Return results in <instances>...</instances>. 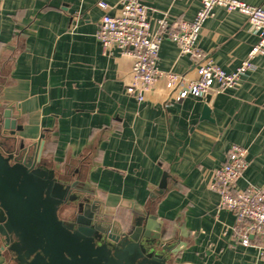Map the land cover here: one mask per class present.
<instances>
[{
    "label": "crops",
    "instance_id": "1",
    "mask_svg": "<svg viewBox=\"0 0 264 264\" xmlns=\"http://www.w3.org/2000/svg\"><path fill=\"white\" fill-rule=\"evenodd\" d=\"M100 1L121 15L124 0H0V104L19 117L24 144L76 184L100 223L130 227L156 217L164 241L180 249L175 264H264L257 249L236 240L235 217L219 209L211 189L234 144L247 149L248 162L237 188L264 185V55L235 89L178 101L160 78L140 102L127 91L132 58L104 52L96 37ZM240 1L264 9V0ZM144 3L153 32L159 20L171 30L201 7L200 0ZM257 39L246 15L217 7L198 47L233 72ZM158 67L197 78L165 34ZM0 264H16L1 235Z\"/></svg>",
    "mask_w": 264,
    "mask_h": 264
},
{
    "label": "water",
    "instance_id": "2",
    "mask_svg": "<svg viewBox=\"0 0 264 264\" xmlns=\"http://www.w3.org/2000/svg\"><path fill=\"white\" fill-rule=\"evenodd\" d=\"M18 120L0 104V235L16 264H175L180 249L167 245L156 217L130 227L100 223L76 184L48 169L36 146L26 147Z\"/></svg>",
    "mask_w": 264,
    "mask_h": 264
},
{
    "label": "built area",
    "instance_id": "3",
    "mask_svg": "<svg viewBox=\"0 0 264 264\" xmlns=\"http://www.w3.org/2000/svg\"><path fill=\"white\" fill-rule=\"evenodd\" d=\"M201 7L191 21H181L171 30L166 19L158 21L159 31L153 32L148 19V8L144 0H124L121 15L111 16L109 5L100 1L98 6L104 12L99 21L96 37L104 52L119 50L133 60L129 94L143 101L156 81L165 79L166 86L176 100L189 96L201 98L209 93H222L240 85L242 78L254 68V60L264 55V9L240 0H200ZM217 7L228 12H240L247 16L257 43L247 59L228 72L206 58L198 47V39L207 19L214 15ZM172 40L182 55L188 56L194 64L197 78L187 79L174 72L162 71L158 67L159 50L163 35ZM247 149L234 144L227 153V159L215 170L211 189L219 194V209L233 213L236 240L246 247H254L264 260V185L249 184L240 190L238 181L248 168Z\"/></svg>",
    "mask_w": 264,
    "mask_h": 264
}]
</instances>
